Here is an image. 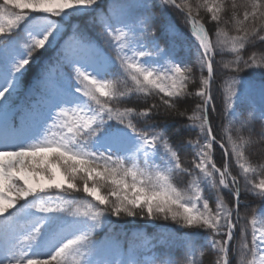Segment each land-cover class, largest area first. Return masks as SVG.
<instances>
[{
	"label": "snow or ice",
	"instance_id": "6c2138e0",
	"mask_svg": "<svg viewBox=\"0 0 264 264\" xmlns=\"http://www.w3.org/2000/svg\"><path fill=\"white\" fill-rule=\"evenodd\" d=\"M226 11L224 0H0V264H144L114 235L123 219L170 220L185 257L207 247L213 264H264V80L240 75L264 74V0ZM172 12L193 38L186 58ZM79 16L96 36L71 24ZM33 66L42 104L16 105ZM158 117L195 139L174 142ZM72 192L91 198L85 211Z\"/></svg>",
	"mask_w": 264,
	"mask_h": 264
},
{
	"label": "trees",
	"instance_id": "16d2710c",
	"mask_svg": "<svg viewBox=\"0 0 264 264\" xmlns=\"http://www.w3.org/2000/svg\"><path fill=\"white\" fill-rule=\"evenodd\" d=\"M134 2V0H133ZM189 3H196L197 0H187ZM225 4L227 5V11L225 14H223V19L228 20V18L231 16V4L232 0H224ZM237 3H241L242 0H236ZM108 0H101V7H107ZM157 20L153 23L152 29L153 31H156L159 33V27H160V19H159V12L157 11ZM203 20H207V14L204 10H201L200 13ZM202 20V22H203ZM90 17L88 16H79L74 17L71 20V24L73 25H79L82 29H85L89 31L93 36H96L99 32V28H94L90 23ZM168 21L171 23L172 27L179 30L183 36H188L189 32V26L185 25L183 19L181 16L177 15L175 12H172L168 15ZM211 25H214L215 22H210ZM209 27V23H206V29ZM220 27L227 31L230 35H235V31L233 29V26L231 23H221ZM213 35V39H214ZM188 42L183 41L181 38L177 39L175 42V47L178 52L179 58H186L188 50L193 44V41L189 39V37L186 39ZM167 43V38L162 37L161 38V44L164 46V44ZM101 44L103 45V42L101 41ZM106 48V46H104ZM42 51V50H41ZM109 54L114 55V53L111 52L109 49ZM54 51H50L49 53L45 54V58H53ZM247 53H245V56ZM231 56L229 54L225 55V60L230 59ZM217 60H220V57L217 56ZM37 71L36 67L33 66L32 73H30L23 81L22 90L18 97L14 98V104L20 105V106H27L31 103V100L28 98V92L30 88L33 86L35 81L34 73ZM241 76L245 80H251L256 83H259L261 80H264V74L260 72H252V70H246L244 72L240 73ZM57 82V76L55 74V84ZM128 83H131L129 80ZM224 84V81H220L221 86ZM123 86V83H122ZM238 89V85L236 86ZM221 91H223V88L221 87ZM165 119H168L169 125H168V131L169 135L173 138V141L178 143L181 138L184 139H195V136L192 135L187 129H184L181 126V123L179 121H175V118H166V117H158L157 122L163 123ZM218 123V121H217ZM259 121H256V127L257 130H259ZM180 128V132H177V129ZM254 140H257V137H253ZM250 152L255 156L259 155L261 149L260 145L253 144L250 146ZM190 151V149H189ZM188 155V152H182L181 158L184 159ZM219 157V154H217ZM178 183L183 185L182 180H178ZM77 184L82 188L83 182L79 179L77 180ZM101 191L103 194H108L107 188H102ZM48 195L53 196V198L57 196H66L68 193H59L56 190H52L48 193ZM71 197L75 198L76 203L80 206V211L83 212L87 209L88 203L91 200V198L87 197L83 193H71ZM226 201L230 200V196L225 197ZM249 202L253 205L252 211H255L259 206L260 202L258 200H250L245 201ZM92 203H96L92 201ZM241 215H245V210H242ZM258 218V215H257ZM115 220V218H113ZM249 219H251V215L249 214ZM115 232L114 235L118 236L120 240L127 246V242L131 240L133 237V233L139 234L143 233L147 236H155L156 239L159 237L161 238V241L156 244V248L153 251V256L155 258L159 257L160 259H167L169 257V254H171V257L179 262V264H213L215 260V255L210 253L209 249L207 247L203 248H197V250L194 253H189L186 257L184 255L183 250L181 249L179 241L182 239L180 236V233L185 231L183 229H179L177 225L173 224L170 220L169 221H144V220H131V219H123L116 222L114 225ZM106 236V233L104 230H101L97 233L96 239L98 240H104ZM142 237H140L141 239ZM206 241H201V244H206Z\"/></svg>",
	"mask_w": 264,
	"mask_h": 264
},
{
	"label": "rangeland",
	"instance_id": "374dc122",
	"mask_svg": "<svg viewBox=\"0 0 264 264\" xmlns=\"http://www.w3.org/2000/svg\"><path fill=\"white\" fill-rule=\"evenodd\" d=\"M130 2H133V0H130ZM172 30L174 32H178V33H181L179 30H177L176 28L172 27ZM182 34V33H181ZM189 37L190 40L193 41V38L190 37L189 35V32H188V36H181L180 38L185 41V42H188V40H186L187 38ZM53 62L55 60V54L53 56ZM55 74V69L53 70V75ZM56 86H54V84L50 85V88L52 90L55 89ZM30 96H33L34 97V100L33 102L31 103V105H35V104H42V95H43V91H37L35 89V84L33 86V88L31 89L30 93H29ZM102 195L103 192L101 191ZM94 201V200H93ZM95 202V201H94ZM261 222L259 221V216H258V225H260ZM142 236V238L140 239V237ZM133 238L129 241H134L135 242V245L136 247L142 252V260L144 261V264H151V261L155 258L153 256V250L151 249L150 247V244L149 242L150 241H153L155 242L156 244H158L160 241H161V238H158L156 239L155 236H145L144 234H138V236H136V234H133L132 236Z\"/></svg>",
	"mask_w": 264,
	"mask_h": 264
}]
</instances>
